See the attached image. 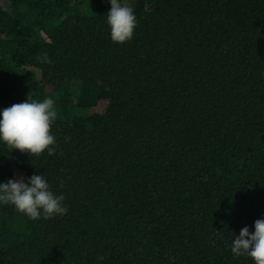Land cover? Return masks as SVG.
<instances>
[{"label": "trees", "instance_id": "16d2710c", "mask_svg": "<svg viewBox=\"0 0 264 264\" xmlns=\"http://www.w3.org/2000/svg\"><path fill=\"white\" fill-rule=\"evenodd\" d=\"M123 2L114 43L109 0H0V110L57 111L55 154L0 144V182L43 174L68 208L0 206V264H253L230 244L264 218V0Z\"/></svg>", "mask_w": 264, "mask_h": 264}, {"label": "clouds", "instance_id": "9594fccd", "mask_svg": "<svg viewBox=\"0 0 264 264\" xmlns=\"http://www.w3.org/2000/svg\"><path fill=\"white\" fill-rule=\"evenodd\" d=\"M110 10L106 24L110 39L114 43H125L133 38L137 19L133 8L123 0H109ZM57 118L55 101L30 99L0 110V144L17 149L28 156H39L45 151L48 156L55 154L56 139L51 127ZM63 194L51 190L43 174H33L0 182V206L11 205L30 220H49L64 216L68 208L64 205ZM254 231L243 227L230 244L235 257L245 256L253 264H264V218L253 224Z\"/></svg>", "mask_w": 264, "mask_h": 264}, {"label": "rangeland", "instance_id": "374dc122", "mask_svg": "<svg viewBox=\"0 0 264 264\" xmlns=\"http://www.w3.org/2000/svg\"><path fill=\"white\" fill-rule=\"evenodd\" d=\"M72 91L74 92L75 90L72 89ZM11 151H12L14 156H19L21 154V151H19L17 149H11ZM14 218H16V220H18L20 222V225H15L14 223H12V221L15 220ZM14 218H12V220L10 222H8V230L10 232L12 231L11 233H16V234L19 233L18 237H21V236H23L22 232L24 231V222L21 219V217L18 215H16ZM21 227H22V230H21Z\"/></svg>", "mask_w": 264, "mask_h": 264}]
</instances>
